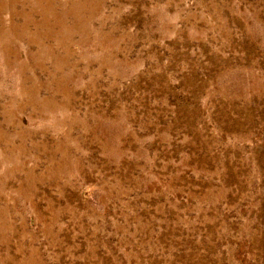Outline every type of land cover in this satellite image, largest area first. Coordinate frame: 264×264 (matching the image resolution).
I'll list each match as a JSON object with an SVG mask.
<instances>
[{"label": "rangeland", "instance_id": "1", "mask_svg": "<svg viewBox=\"0 0 264 264\" xmlns=\"http://www.w3.org/2000/svg\"><path fill=\"white\" fill-rule=\"evenodd\" d=\"M0 264H264V0H0Z\"/></svg>", "mask_w": 264, "mask_h": 264}, {"label": "bare ground", "instance_id": "2", "mask_svg": "<svg viewBox=\"0 0 264 264\" xmlns=\"http://www.w3.org/2000/svg\"><path fill=\"white\" fill-rule=\"evenodd\" d=\"M41 3V2H40ZM76 15V14H75Z\"/></svg>", "mask_w": 264, "mask_h": 264}]
</instances>
